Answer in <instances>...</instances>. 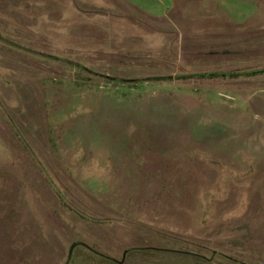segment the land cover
Returning a JSON list of instances; mask_svg holds the SVG:
<instances>
[{
	"label": "rangeland",
	"instance_id": "1",
	"mask_svg": "<svg viewBox=\"0 0 264 264\" xmlns=\"http://www.w3.org/2000/svg\"><path fill=\"white\" fill-rule=\"evenodd\" d=\"M0 264H264V0H0Z\"/></svg>",
	"mask_w": 264,
	"mask_h": 264
}]
</instances>
